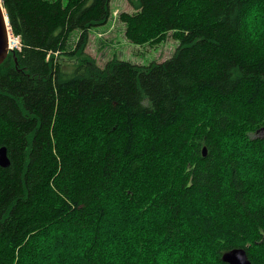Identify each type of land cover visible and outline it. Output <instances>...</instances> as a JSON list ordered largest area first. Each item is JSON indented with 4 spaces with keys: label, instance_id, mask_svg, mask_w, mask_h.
Returning <instances> with one entry per match:
<instances>
[{
    "label": "trees",
    "instance_id": "16d2710c",
    "mask_svg": "<svg viewBox=\"0 0 264 264\" xmlns=\"http://www.w3.org/2000/svg\"><path fill=\"white\" fill-rule=\"evenodd\" d=\"M129 1L169 58L98 65L111 0H1L0 264H264V0Z\"/></svg>",
    "mask_w": 264,
    "mask_h": 264
},
{
    "label": "rangeland",
    "instance_id": "374dc122",
    "mask_svg": "<svg viewBox=\"0 0 264 264\" xmlns=\"http://www.w3.org/2000/svg\"><path fill=\"white\" fill-rule=\"evenodd\" d=\"M111 14L108 21L90 29V39L86 51L102 66L113 57L128 60L136 64L146 65L169 58L179 44V40L171 36L155 44L131 43L124 34V23L119 19L122 11L132 12L134 9L129 0H111ZM77 32L71 33L67 48H72L77 39ZM75 62L74 59H63L64 63ZM261 134V133H260Z\"/></svg>",
    "mask_w": 264,
    "mask_h": 264
},
{
    "label": "water",
    "instance_id": "95a60500",
    "mask_svg": "<svg viewBox=\"0 0 264 264\" xmlns=\"http://www.w3.org/2000/svg\"><path fill=\"white\" fill-rule=\"evenodd\" d=\"M9 23L5 14L4 7L0 0V64L8 56L9 53H13L15 50L8 48V31ZM203 156L206 155V147L202 148ZM10 164L9 157L7 155V149L5 146L0 147V166L7 167ZM221 259L228 264H253L247 257L246 250L242 247H235L225 251Z\"/></svg>",
    "mask_w": 264,
    "mask_h": 264
},
{
    "label": "built area",
    "instance_id": "2783aa9c",
    "mask_svg": "<svg viewBox=\"0 0 264 264\" xmlns=\"http://www.w3.org/2000/svg\"><path fill=\"white\" fill-rule=\"evenodd\" d=\"M8 48L10 50H19L21 48L20 37L14 34L10 28L8 31Z\"/></svg>",
    "mask_w": 264,
    "mask_h": 264
},
{
    "label": "crops",
    "instance_id": "0c3cea01",
    "mask_svg": "<svg viewBox=\"0 0 264 264\" xmlns=\"http://www.w3.org/2000/svg\"><path fill=\"white\" fill-rule=\"evenodd\" d=\"M75 32H77V34H79V31L76 30Z\"/></svg>",
    "mask_w": 264,
    "mask_h": 264
}]
</instances>
